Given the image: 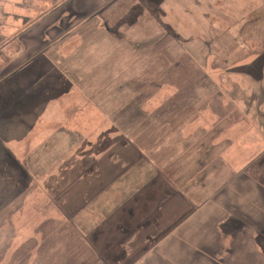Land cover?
<instances>
[{"label":"crops","instance_id":"0c3cea01","mask_svg":"<svg viewBox=\"0 0 264 264\" xmlns=\"http://www.w3.org/2000/svg\"><path fill=\"white\" fill-rule=\"evenodd\" d=\"M62 4L57 21L35 23L42 34L46 25L57 28V38L30 60L52 62L41 67V78L45 73L52 84L66 76L73 86L107 90L100 115L119 123L97 132L122 142L107 138L99 159L96 145H85L90 156L69 162L67 192L53 197L60 204L68 199L66 216L81 228L79 239L66 244L54 229L51 264H108L88 236L104 226L120 242H134L126 248L132 260L117 264H264V0ZM238 56L247 61L235 63ZM215 58L234 64H214ZM141 90L148 96L140 98ZM120 98L129 114L111 109ZM43 108L37 122L61 120L52 114L58 103ZM154 128L155 137L164 145L171 138L167 145L179 144V152L145 166L134 137Z\"/></svg>","mask_w":264,"mask_h":264},{"label":"rangeland","instance_id":"374dc122","mask_svg":"<svg viewBox=\"0 0 264 264\" xmlns=\"http://www.w3.org/2000/svg\"><path fill=\"white\" fill-rule=\"evenodd\" d=\"M63 2L65 0H0V264H51L49 256L51 258L55 252L51 249L54 229L60 230L57 241L64 244L69 240L77 241L79 235L75 229L80 231L81 227L76 225L77 220L66 216L68 199L65 197L60 204L53 196L61 198L67 192L68 180L73 174V170L68 168L69 162L83 161L84 155L90 156L89 151L85 152V145L88 148L96 145L93 152L99 159L97 151L101 150V146L108 145L107 138L122 142L115 135L108 137L97 132L116 128L119 123L105 121L100 115L106 105H101L99 99H103L107 90H86L79 88L77 83L73 86L75 83L68 82L66 76L55 79L52 84L49 78L45 79V73L41 78V67L49 64L47 59L30 60V54L39 48L51 49L52 39L57 38V28L55 31L47 30L46 25L42 34L37 31L40 24L37 26L35 23L46 18V24L57 21L58 15H62L57 11L59 6L64 5ZM64 20L67 26V20ZM124 41L129 42L126 38ZM221 43L232 46L234 42ZM48 58L51 60V57ZM202 59L205 62L213 60ZM235 59L239 65L247 61L241 56ZM178 62L183 63V59ZM173 64H177L175 58ZM214 64L234 63L228 64L227 58H215ZM127 91L124 90V94ZM131 91L136 93L137 90ZM143 92L141 90L140 98L148 96V90ZM125 101L120 98L118 103L113 104V112L129 114L131 108L126 107L128 101ZM56 103L57 112L52 114L58 115L61 120L53 121L52 125L35 120L43 107ZM60 128H66L68 134ZM156 132L155 128L150 133L142 129L141 136L134 137L140 151L138 157L145 166L153 160H168L179 152V144L167 145L171 141L167 138L164 145L161 137L154 136ZM56 142L60 145L54 146L55 151H52ZM159 146L162 152L155 155L153 149ZM259 164L264 171V163ZM153 171H157L158 175L160 173L159 167ZM79 172H84V169ZM260 178L263 179V176ZM103 230L88 234L93 244L102 246L103 253H98L100 260L108 264L132 260L128 254L130 249L126 251V248L134 242L126 238L120 242V237L111 233L108 227L104 226ZM121 245L125 248H117ZM60 252L67 255L66 248H61ZM64 261L61 264H69Z\"/></svg>","mask_w":264,"mask_h":264}]
</instances>
